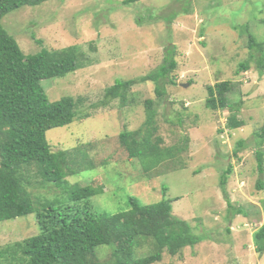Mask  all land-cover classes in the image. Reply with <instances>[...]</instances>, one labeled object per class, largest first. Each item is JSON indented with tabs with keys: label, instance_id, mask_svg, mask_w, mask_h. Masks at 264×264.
Returning a JSON list of instances; mask_svg holds the SVG:
<instances>
[{
	"label": "rangeland",
	"instance_id": "1",
	"mask_svg": "<svg viewBox=\"0 0 264 264\" xmlns=\"http://www.w3.org/2000/svg\"><path fill=\"white\" fill-rule=\"evenodd\" d=\"M1 22L25 54L72 44L84 50V66L64 77L42 79L49 100L83 95L89 103L97 101L117 79L156 69L166 48L174 45L178 66L173 75L179 85L161 81L158 96L157 84L139 83L132 88L133 105L121 107L115 100L89 118L47 130L46 139L53 150L72 149L79 141L93 144L97 166L67 177L71 184L105 187L88 200L93 211L126 210L128 195L143 203L177 198L173 214L204 238L176 255L164 250L155 264H264V253L256 252L252 238L264 222V187H258L255 155L257 149L264 151V142L257 144L253 134L264 125V75L252 63L246 70L238 66L248 59V33L264 39V0H49L11 11ZM222 80L233 82L232 97L242 101L241 128H226L227 110L205 107L206 87ZM147 98L155 101L165 145L188 137L180 157L183 167L145 175L122 147L124 127L144 124ZM241 139L245 143L239 146ZM42 188L32 191L55 207L70 203L61 187L48 183ZM238 208L243 212L236 213ZM38 232L34 213L1 221L0 249ZM113 250L114 245H99L96 256L110 261Z\"/></svg>",
	"mask_w": 264,
	"mask_h": 264
},
{
	"label": "trees",
	"instance_id": "2",
	"mask_svg": "<svg viewBox=\"0 0 264 264\" xmlns=\"http://www.w3.org/2000/svg\"><path fill=\"white\" fill-rule=\"evenodd\" d=\"M47 1L0 0V222L34 213L39 227L37 234L0 249V264H155L162 260L164 250L176 255L185 246L201 241L204 236L196 235L186 220L173 214L177 198L143 203L140 198L128 195L126 210L112 213L91 210L88 200L97 192H104L105 187L93 182L71 184L67 177L97 166L91 155L93 144L79 141L72 149L53 150L46 139L47 130L67 125L75 118H89L92 111L115 100L121 107L133 105L132 88L139 83L157 84L158 96L162 95L158 87L161 81L179 85L173 75L178 66L176 47L166 48L163 62L156 69L136 78L117 79L97 101L89 103L83 95L49 100L42 79L64 77L84 66L88 59L84 50L72 44L58 49L41 47L34 54H25L1 22L11 11ZM136 1L123 0L126 4ZM248 48V59L239 63V70L248 69L252 63L263 76L264 39L259 41L248 33ZM206 90L207 109L228 111L227 129L244 126V120L239 118L242 101L232 97L231 80L217 81ZM143 105L144 124L133 130L124 127L119 133V141L129 158L138 162L145 175L158 168L167 171L183 167L180 157L188 148V137L165 145L159 132L155 101L147 98ZM253 134L257 144H263L264 125ZM244 143L243 139L237 142L239 146ZM255 155L260 175L258 187L263 189L264 151L257 149ZM231 170L229 165L223 171L222 185ZM48 183L61 187L70 203L55 207L33 193L34 188L43 189ZM81 201L85 203L80 206L77 203ZM242 212L241 208L236 209V213ZM252 238L256 252L263 254L264 222ZM99 245H114L110 261L98 259Z\"/></svg>",
	"mask_w": 264,
	"mask_h": 264
},
{
	"label": "water",
	"instance_id": "3",
	"mask_svg": "<svg viewBox=\"0 0 264 264\" xmlns=\"http://www.w3.org/2000/svg\"><path fill=\"white\" fill-rule=\"evenodd\" d=\"M188 85V83H182V86L186 87Z\"/></svg>",
	"mask_w": 264,
	"mask_h": 264
}]
</instances>
